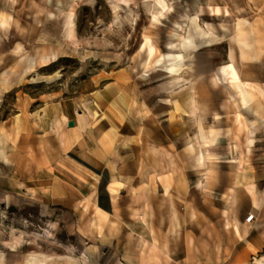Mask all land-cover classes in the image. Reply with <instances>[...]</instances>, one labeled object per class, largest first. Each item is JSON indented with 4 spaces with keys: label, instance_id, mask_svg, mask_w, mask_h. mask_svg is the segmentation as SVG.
<instances>
[{
    "label": "rangeland",
    "instance_id": "obj_1",
    "mask_svg": "<svg viewBox=\"0 0 264 264\" xmlns=\"http://www.w3.org/2000/svg\"><path fill=\"white\" fill-rule=\"evenodd\" d=\"M32 1L45 7L41 26L27 17ZM111 1L0 0V19L5 18L0 26V264H133L136 259L162 264V255L177 257L173 264H209L195 258L190 246L169 245L176 215H152L146 227V216L138 214L146 197L136 195L135 201L134 191L148 188L143 182L148 174L153 180L152 205L159 207L158 176H195L206 168L189 136L169 132L173 111L181 110L176 95L186 82L178 80L180 71H174L181 61L166 48L169 34H150L156 51L147 58L146 49H141V31L146 25L142 14L147 16L154 8L134 12L124 5L113 8ZM234 1L245 12L231 18L232 28L238 21L250 20L247 27L258 30L255 14L264 13V0ZM73 7L77 45L66 29L67 13ZM16 20L27 27L28 34L19 33ZM261 29L264 34V24ZM45 48L58 49L62 57L26 75L20 83L29 57ZM246 58L247 68L264 79V50L258 55L248 51ZM223 60L224 55L217 56L218 62ZM257 89L264 94V86ZM186 92L182 95L189 96ZM204 94L211 96L205 106L215 110L218 102L214 98L219 94ZM60 101L71 120L89 112L104 118L99 130L85 137L87 143L104 142L111 147L108 152L114 165L110 168L126 188L108 220L100 221L91 210L92 192L85 191L88 196L84 198V190L79 192L81 187L65 172L73 169L66 166L68 158L59 156L61 167H50V128L36 120ZM168 111L172 119L164 118ZM253 153L264 158V150ZM183 185V202L189 204L188 188L198 183ZM68 186L70 191L65 190ZM162 186L169 187L170 182ZM189 216L183 214V218ZM149 229L153 237L165 239V247L142 250L134 245L136 233Z\"/></svg>",
    "mask_w": 264,
    "mask_h": 264
},
{
    "label": "crops",
    "instance_id": "obj_2",
    "mask_svg": "<svg viewBox=\"0 0 264 264\" xmlns=\"http://www.w3.org/2000/svg\"><path fill=\"white\" fill-rule=\"evenodd\" d=\"M226 4L228 0H133L131 4L124 5L134 12L152 6L154 12L163 15L155 25H151L153 11L147 16L142 14L146 25L141 34H171L176 23L182 22L184 13H187L190 16L187 30L176 32L190 36L193 43L182 49L194 52L192 70L194 74L204 77L202 86L208 94H219L214 98L218 102L215 110L206 106V112H194L193 104L197 102L194 84L186 80L181 85L185 88L175 99L181 110L173 111L174 124L169 126L170 133L189 136V143L196 151L201 149V145L208 147L204 161L200 160L206 171L195 176L177 173L158 176L161 179L158 181L160 186L157 191L160 194V208L152 205L155 203L152 200L153 180L150 174L143 181L148 188H141L139 191L135 188L133 197L135 201L136 195L146 197L143 209L138 211L140 216H146V227L151 224L152 215L177 216L176 221L170 225L174 236L168 239L169 245L181 248L190 246L195 258L209 264H264V186L260 185L264 183V158L253 153L264 150V94L257 89L264 86V79L256 70L247 68L248 58L242 55V48L246 54L250 51L257 55L260 50H264V41H256L264 39V34H260L264 13L255 14L258 30L247 27L250 20L243 21L246 31L242 37L249 43L243 46L233 34V16L215 15L208 10L210 5L223 7ZM251 17L252 15L244 19ZM219 55H224L222 62L217 61ZM212 72L221 85L217 89L211 88L208 82ZM223 88L229 92L231 105H225L226 94ZM239 88L243 90V96L238 93ZM185 91L190 95H182ZM209 97L211 98L204 95L200 101L205 104L210 100ZM56 103L59 104V118L56 121H53L51 111L41 117V124L50 128V167L60 168L59 158H68L69 164L66 166L73 169L65 172L81 187L78 188L79 192L84 190V198L88 196L85 191L92 192L91 210L97 215L100 210L111 216L119 199L123 197L122 190L126 188L121 186L123 182L113 175L110 168L114 165L113 157L108 152H111V147L104 142L94 145L87 143L85 137L91 132H97L104 118L99 114L94 116L93 112L79 114L78 117H73L74 126H69L71 113L62 101ZM165 114L164 118L172 119L170 111ZM60 142V146L56 147ZM248 152L253 157L248 158L251 154ZM76 163L81 164L85 170L79 169ZM51 172L55 170H50ZM93 181L95 183L92 185ZM115 181L119 183L117 203L113 202L111 191ZM165 181L170 182L169 187L162 186ZM191 182H203V188L200 191L197 186L188 188V204L186 200L183 202L186 195L183 184ZM65 190L70 191V187ZM200 192L204 193L205 201ZM184 213L190 215L189 219L183 218ZM249 214L254 217L251 221H246ZM99 220L103 221L101 218ZM136 234L134 245L139 249H147L153 245L166 246L165 239L161 236L153 237L155 235L150 229ZM139 235L145 239L143 246L137 243ZM138 248H135L136 254ZM174 262H177V257L170 255L167 258L162 255V264ZM123 264L129 263L125 261ZM133 264L159 263L136 259Z\"/></svg>",
    "mask_w": 264,
    "mask_h": 264
},
{
    "label": "bare ground",
    "instance_id": "obj_3",
    "mask_svg": "<svg viewBox=\"0 0 264 264\" xmlns=\"http://www.w3.org/2000/svg\"><path fill=\"white\" fill-rule=\"evenodd\" d=\"M75 2H78L79 0H74ZM133 0H112L111 5L113 8H116L119 5H129L131 4ZM228 4L225 6H214L210 5L208 7V10L211 14L215 15H230V16H235L238 14H241L242 12H245V7L240 5V3L234 1V0H228ZM33 7H36V10H32ZM45 13V7L43 5H40L39 3L32 1L27 6V17H29L32 22L36 25H43L44 20H43V15ZM163 15L159 14L158 12H151V25H155L157 21L162 17ZM5 21L4 17H1L0 19V26H3V22ZM190 21V16L187 13H184L182 17V22H177L176 27L172 30L171 34H169V39L167 41L166 48L169 49L171 54L175 59H180L181 64L177 66L174 71H180L181 75L178 77L179 79H185L189 82H192L194 84L193 90H194V95L197 98V102L195 101L193 104V111L198 112L199 114H202L207 111L206 106L203 102L200 100L202 97L205 95L204 92H206V89L202 86L204 77L202 75H196L193 73L192 66L193 62L195 60V54L192 50H184L182 49L183 47L192 45L193 39L190 36H187L186 34H178L176 31L181 30L185 32L187 30L188 23ZM15 26L18 29L20 34H28L29 31L27 30V27L23 26L21 24L20 20L15 21ZM66 29H67V34L68 37L71 39L72 43L74 45H77V38H76V29H75V22H74V7L69 10L67 13V19H66ZM246 28L243 25V21H238L235 25L234 28V36L237 37V41L242 44L243 46L248 45V41L243 38L242 36L245 34ZM1 34V31H0ZM150 39L151 36L148 33H144L143 36V42L141 44V49H146V55L147 58L151 57V55L154 54L156 51V47L153 44H150ZM242 55L245 57L246 56V51L243 50L242 48ZM62 55L60 54V51L56 48H45L37 51V53L33 56H30L28 61L25 63L20 78L19 82H23L25 79L26 75L35 72L38 69H45L48 68L49 66L53 65L57 61L60 60ZM161 57L157 59V61H160ZM147 59L143 61L142 64H145ZM234 77V75H233ZM208 82L211 88L217 89L219 88L220 82L217 79V76L215 73H210ZM224 93L226 94V100H225V105H231V98L229 96V92L227 91L226 88H223ZM238 93L240 95L243 94V90L239 88ZM244 98V97H243ZM53 114V121H56L59 118V104L54 102L50 106V110ZM37 123L41 121V118H37ZM81 122H84L83 119H80ZM208 152V147L202 146L199 152V159L201 161H204L206 154ZM76 166L79 169L85 170L81 164L76 163ZM118 182L115 181L114 186L111 187L112 191V199L114 203H117V197H118ZM198 189L203 188V182H200L197 185ZM98 210V209H97ZM99 212V218L105 220L109 219L108 213L104 211H98ZM145 242V239L143 238L142 235L138 236V245L143 246ZM259 262V261H258ZM32 264V263H29Z\"/></svg>",
    "mask_w": 264,
    "mask_h": 264
},
{
    "label": "built area",
    "instance_id": "obj_4",
    "mask_svg": "<svg viewBox=\"0 0 264 264\" xmlns=\"http://www.w3.org/2000/svg\"><path fill=\"white\" fill-rule=\"evenodd\" d=\"M254 215L253 214H249L247 217H246V221H251L253 219Z\"/></svg>",
    "mask_w": 264,
    "mask_h": 264
},
{
    "label": "water",
    "instance_id": "obj_5",
    "mask_svg": "<svg viewBox=\"0 0 264 264\" xmlns=\"http://www.w3.org/2000/svg\"><path fill=\"white\" fill-rule=\"evenodd\" d=\"M69 126H74V121L70 120L68 123Z\"/></svg>",
    "mask_w": 264,
    "mask_h": 264
}]
</instances>
